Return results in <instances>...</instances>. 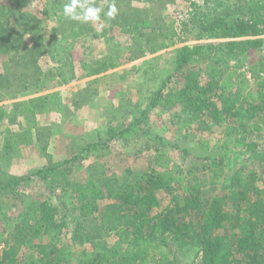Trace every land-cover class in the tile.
I'll return each mask as SVG.
<instances>
[{
  "label": "rangeland",
  "instance_id": "374dc122",
  "mask_svg": "<svg viewBox=\"0 0 264 264\" xmlns=\"http://www.w3.org/2000/svg\"><path fill=\"white\" fill-rule=\"evenodd\" d=\"M68 2L0 0V184L19 182L0 193V231L14 229L23 220L33 224L36 209L44 201L56 205L60 214L74 216L71 209L77 198L64 177L58 176L61 170L79 183L102 176L125 179L149 168L178 175L193 155L210 154L224 155L229 176L255 171L264 177V165L255 163L242 148L243 133L235 138L223 134V126L203 128L181 105L169 107L164 100L143 117L154 92L170 76L165 94L180 86L174 73L184 45L219 43L212 36L197 40L200 27L192 23L190 11L193 3L202 6L204 0H88L104 13L111 5L116 8L111 18L102 13L95 23L65 16L63 8ZM136 13L150 25L139 34L127 35L115 26L106 36L96 35L116 21L113 16L123 14L119 22L125 23ZM39 35L44 44L33 50ZM161 43L166 45L161 47ZM151 44L159 47L157 52L147 50ZM214 47L221 63H191L201 66L202 78L220 79L221 85L240 87L245 94L253 91L252 71L262 49L226 57L220 46ZM116 56L117 67L95 72ZM62 79L65 82L60 85ZM35 97L40 100L32 101ZM134 122L136 127L130 129ZM6 127L13 139L7 154ZM111 129L128 131L113 136ZM247 139L257 137L252 134ZM259 141L264 145V136ZM95 143H99L97 147H93ZM51 167L55 170L38 174ZM159 199L164 201L162 191ZM102 233L110 241L116 240L114 233ZM39 237L40 242L48 241ZM57 245L75 253L81 248L69 237H61ZM88 247L90 244L82 246ZM168 247L174 264L201 263L192 247L178 248L172 241ZM2 253L0 246V257ZM31 253L37 255L35 247L24 246L19 257ZM77 254L63 264H74Z\"/></svg>",
  "mask_w": 264,
  "mask_h": 264
},
{
  "label": "trees",
  "instance_id": "16d2710c",
  "mask_svg": "<svg viewBox=\"0 0 264 264\" xmlns=\"http://www.w3.org/2000/svg\"><path fill=\"white\" fill-rule=\"evenodd\" d=\"M204 1L202 6L193 3L190 11L192 23L200 27L197 40L212 36L219 43L207 47L203 43L184 45L174 73L179 76L180 86L165 94L164 86L172 79L170 76L154 92L143 117L162 100L169 107L179 104L203 128L223 126L222 133L235 138L243 133L244 152L262 166L264 145L259 140L264 136V0H243L241 4V0ZM135 15L125 23L119 22L122 17L113 16L116 21L96 35L106 36L115 26L127 35L139 34L150 25ZM189 20L184 23L185 29ZM149 41L148 37L146 42ZM43 44L44 38L39 35L31 49H41ZM214 46H220L226 57L246 55L251 48L262 49L259 63L252 71L253 91L245 94L240 87L221 85L220 79L202 78L201 66L191 63H221ZM158 49L151 44L147 50L154 53ZM116 60L117 56L110 57L95 72L116 67ZM2 117L0 111V120ZM137 122L131 123L130 129ZM127 131L110 132L116 136ZM4 133L7 154L13 139L9 127ZM252 134L257 140L247 139ZM48 170L55 169L47 168L38 174ZM59 175L75 192L77 200L71 209L74 216L62 215L56 205L42 202L33 224L23 220L14 229L0 231V264H63L77 253L74 264H174L168 247L171 241L178 248L196 249L200 264H264V177L255 171L229 176L224 155H193L178 175L149 168L141 174L132 172L125 179L102 176L84 183L67 178L63 170ZM18 183L0 184V193ZM159 191L164 194L162 202ZM102 231L114 233L116 240L103 237ZM40 235L48 241L40 242ZM61 237H69L73 245H79V252L58 246ZM84 244L90 247L82 248ZM24 246L35 247L37 255L19 257Z\"/></svg>",
  "mask_w": 264,
  "mask_h": 264
},
{
  "label": "clouds",
  "instance_id": "9594fccd",
  "mask_svg": "<svg viewBox=\"0 0 264 264\" xmlns=\"http://www.w3.org/2000/svg\"><path fill=\"white\" fill-rule=\"evenodd\" d=\"M65 16L75 21L95 23L101 20V14L111 18L116 11L115 5H111L106 13L103 9L88 2V0H69L63 8Z\"/></svg>",
  "mask_w": 264,
  "mask_h": 264
},
{
  "label": "crops",
  "instance_id": "0c3cea01",
  "mask_svg": "<svg viewBox=\"0 0 264 264\" xmlns=\"http://www.w3.org/2000/svg\"><path fill=\"white\" fill-rule=\"evenodd\" d=\"M117 67V66H116ZM59 82V84L61 85L62 83H64L65 81L62 79L61 81H58ZM63 85V84H62ZM53 99V98H52ZM93 106L94 105H90V107L92 108V110L94 111V108H93ZM93 111H91V112H93Z\"/></svg>",
  "mask_w": 264,
  "mask_h": 264
},
{
  "label": "built area",
  "instance_id": "2783aa9c",
  "mask_svg": "<svg viewBox=\"0 0 264 264\" xmlns=\"http://www.w3.org/2000/svg\"><path fill=\"white\" fill-rule=\"evenodd\" d=\"M263 60H264V52H263ZM263 75H264V72H263Z\"/></svg>",
  "mask_w": 264,
  "mask_h": 264
}]
</instances>
